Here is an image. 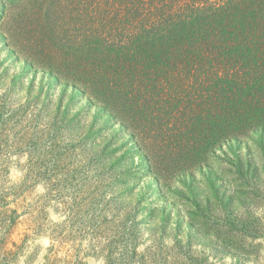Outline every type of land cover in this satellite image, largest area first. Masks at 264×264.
I'll list each match as a JSON object with an SVG mask.
<instances>
[{
  "label": "rangeland",
  "instance_id": "1",
  "mask_svg": "<svg viewBox=\"0 0 264 264\" xmlns=\"http://www.w3.org/2000/svg\"><path fill=\"white\" fill-rule=\"evenodd\" d=\"M30 9L0 0V264H264V134L159 176L100 104L26 72Z\"/></svg>",
  "mask_w": 264,
  "mask_h": 264
},
{
  "label": "trees",
  "instance_id": "2",
  "mask_svg": "<svg viewBox=\"0 0 264 264\" xmlns=\"http://www.w3.org/2000/svg\"><path fill=\"white\" fill-rule=\"evenodd\" d=\"M30 8L26 72L46 73L45 89H77L71 105L81 96L100 104L159 176L264 134V0H30Z\"/></svg>",
  "mask_w": 264,
  "mask_h": 264
}]
</instances>
